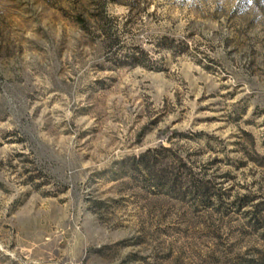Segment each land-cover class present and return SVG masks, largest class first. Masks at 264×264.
Segmentation results:
<instances>
[{
	"label": "rangeland",
	"instance_id": "374dc122",
	"mask_svg": "<svg viewBox=\"0 0 264 264\" xmlns=\"http://www.w3.org/2000/svg\"><path fill=\"white\" fill-rule=\"evenodd\" d=\"M0 264H264V0H0Z\"/></svg>",
	"mask_w": 264,
	"mask_h": 264
},
{
	"label": "trees",
	"instance_id": "16d2710c",
	"mask_svg": "<svg viewBox=\"0 0 264 264\" xmlns=\"http://www.w3.org/2000/svg\"><path fill=\"white\" fill-rule=\"evenodd\" d=\"M82 25H84V24H82ZM84 29H85V28H84ZM103 32H104V30H102V33H103ZM105 33H106V32H105ZM106 35H107V37H109V38H111V39H112V36H113V35L111 36V34H110V33H109V34H107V33H106ZM111 47H113V46H111ZM142 54H143V53H142ZM132 60H133V61H137V60H138V58H135V57H133V58H132Z\"/></svg>",
	"mask_w": 264,
	"mask_h": 264
}]
</instances>
